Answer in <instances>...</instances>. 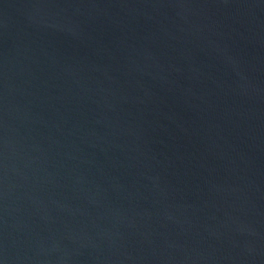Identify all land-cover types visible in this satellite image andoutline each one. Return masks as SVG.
<instances>
[{
  "label": "water",
  "instance_id": "95a60500",
  "mask_svg": "<svg viewBox=\"0 0 264 264\" xmlns=\"http://www.w3.org/2000/svg\"><path fill=\"white\" fill-rule=\"evenodd\" d=\"M0 264H264V0H0Z\"/></svg>",
  "mask_w": 264,
  "mask_h": 264
}]
</instances>
